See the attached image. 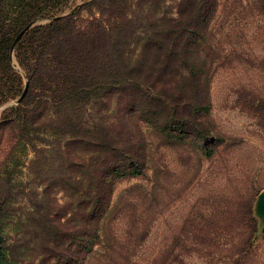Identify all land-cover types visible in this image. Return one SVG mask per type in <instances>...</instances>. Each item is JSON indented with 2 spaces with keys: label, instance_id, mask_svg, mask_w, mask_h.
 I'll return each instance as SVG.
<instances>
[{
  "label": "rangeland",
  "instance_id": "obj_1",
  "mask_svg": "<svg viewBox=\"0 0 264 264\" xmlns=\"http://www.w3.org/2000/svg\"><path fill=\"white\" fill-rule=\"evenodd\" d=\"M86 1L69 0L59 15L79 10ZM179 1L164 0V4L169 15L180 19ZM90 14L80 8L79 25ZM195 15L194 28L200 30L198 44L178 50L170 58L181 67L183 61L195 63L203 75V92L197 98L199 115L190 116L184 108L179 115L193 127L186 126L182 138H170L160 127L168 116L167 108L158 107L162 110H158L156 120L152 119L156 125L147 122V108L156 104L136 89L135 93L113 96L101 111L108 119H118L116 133L123 146H127L129 134L135 137L133 154L146 165L141 176L119 181L111 196L112 205L119 209L112 215L114 234L123 244L140 243L125 264H233L242 239L249 236L252 239L244 246L247 256L240 258V264H264V205L259 202V194L264 192V0H184L179 25ZM51 20L42 18L28 27ZM163 23L168 24L166 20ZM161 52L148 49L149 73L144 71L143 77L159 75ZM11 60L26 85V76L13 54ZM189 80L184 86L187 95L181 92L179 96L180 106L193 95ZM177 90V85H171L166 94ZM195 100L192 97L189 102ZM169 102L175 101L171 98ZM18 103L19 98H14L0 105L2 253L5 246L13 250L22 244L21 228H34V222L28 220L23 228L18 219L21 211L23 215L34 209L54 213L59 210L57 203L69 200L53 184L72 179L76 156L84 155L85 159L89 155V149L70 144L68 136L52 135L44 128L35 141L41 155H35L30 146L23 149L16 124L4 120L5 112ZM48 113L41 112L42 121ZM90 113L91 118L97 115L94 110ZM204 135L212 139L202 151ZM7 187L11 193H5ZM43 193L48 195L44 201L39 200ZM53 197L57 201L54 205ZM250 211L255 229L249 222ZM142 231L141 240L137 233ZM36 241L35 251L17 255V249L13 250L12 264H42L36 256L41 243ZM81 260L86 264V258ZM69 264L75 263L71 260Z\"/></svg>",
  "mask_w": 264,
  "mask_h": 264
},
{
  "label": "trees",
  "instance_id": "obj_2",
  "mask_svg": "<svg viewBox=\"0 0 264 264\" xmlns=\"http://www.w3.org/2000/svg\"><path fill=\"white\" fill-rule=\"evenodd\" d=\"M183 1L177 4L180 19ZM68 2L0 0V105L19 98L25 91L19 103L5 112L4 120L16 124L23 149L30 146L37 156L41 150L35 141L41 128L50 129L52 135L68 136L70 144L89 149L85 159L84 155H77L72 162L75 173L72 179L53 184L69 197L64 203H57L55 197L51 199L59 210L42 213L34 209L25 215L20 212L22 217L18 219L23 228L26 220L33 221L34 228L25 231L21 228L23 242L13 250L17 249V255L24 254L34 250L38 240L41 246L36 256L41 257L42 264H69L71 260L81 264L82 258L87 259L86 264H125L140 243L123 244L114 234L112 215L119 209L118 205H112L111 196L119 181L141 176L146 165L133 154L135 137L129 134L128 144L123 146L116 133L118 119H108L101 111L113 96L135 93L136 89L156 104L147 108L146 121L156 120L155 115L162 110L158 107L164 106L168 116L160 126L162 132L170 138H182L187 131L185 127L193 125L179 116L181 108L195 118L199 115L201 106L197 98L203 92V75L195 69V63L183 61L181 67L170 58L178 50L195 47L200 30L194 28L196 15L185 25H179V17L168 14L164 0H89L80 6L91 13L81 25L77 18L80 8L59 15ZM42 18L52 20L28 27ZM165 20L167 25L163 23ZM185 34V41L181 42ZM149 48L162 51L159 75L154 79L142 76L144 71L149 73L146 67ZM12 54L26 76V85L12 64ZM177 75L178 79H171ZM189 79L196 100L189 102L192 97L186 98L188 101L180 106L179 96L181 92L187 95L184 86ZM171 85H177L178 90L167 96ZM171 98L175 102L170 103ZM93 110L97 115L91 118ZM42 111L50 112L45 121L40 116ZM210 139L212 136H203L202 151ZM8 188L6 194L11 193ZM42 196L39 200L44 201L48 195ZM248 217L255 229L251 211ZM1 220L0 216L2 232ZM137 234L142 240L143 231ZM251 239L252 236L242 239L243 245L233 264H240V258L247 256L244 246ZM13 250L4 247L0 264H12Z\"/></svg>",
  "mask_w": 264,
  "mask_h": 264
},
{
  "label": "water",
  "instance_id": "obj_3",
  "mask_svg": "<svg viewBox=\"0 0 264 264\" xmlns=\"http://www.w3.org/2000/svg\"><path fill=\"white\" fill-rule=\"evenodd\" d=\"M25 30H23V32H24ZM26 88V87H25ZM25 92V91H24ZM24 92H23V94H24ZM23 94L19 97V101H20V99L23 97ZM259 202H260V204L261 205H264V192H261L260 194H259ZM1 256H2V250H1V234H0V259H1Z\"/></svg>",
  "mask_w": 264,
  "mask_h": 264
}]
</instances>
